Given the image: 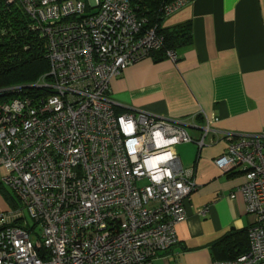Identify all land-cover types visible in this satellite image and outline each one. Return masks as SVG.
I'll return each instance as SVG.
<instances>
[{
  "label": "built area",
  "instance_id": "built-area-1",
  "mask_svg": "<svg viewBox=\"0 0 264 264\" xmlns=\"http://www.w3.org/2000/svg\"><path fill=\"white\" fill-rule=\"evenodd\" d=\"M16 1L44 38L49 67L34 90L0 89V183L19 202L0 207V264H153L177 244L195 189L175 147L201 149L217 118L205 116L194 139L185 120L117 111L110 81L163 43L143 30L132 0ZM166 57L177 60L172 50ZM221 139L213 162L245 176L229 197L240 193L253 221L248 250L214 264H264V131Z\"/></svg>",
  "mask_w": 264,
  "mask_h": 264
},
{
  "label": "crops",
  "instance_id": "crops-1",
  "mask_svg": "<svg viewBox=\"0 0 264 264\" xmlns=\"http://www.w3.org/2000/svg\"><path fill=\"white\" fill-rule=\"evenodd\" d=\"M163 22L167 27L189 22L191 43L176 49V61L150 55L127 66L110 81V95L120 111L185 120L194 139L205 116L217 118V133L205 137L201 149L195 143L175 147L183 168L192 172L195 189L185 201L186 219L176 225L177 244L153 260L214 264L229 252L218 253L212 244L246 231L253 221L242 195L229 197L245 176L223 172L213 161L225 148L221 133L264 131V0H190ZM12 203L0 196V204ZM204 207L207 213L200 215Z\"/></svg>",
  "mask_w": 264,
  "mask_h": 264
},
{
  "label": "trees",
  "instance_id": "trees-1",
  "mask_svg": "<svg viewBox=\"0 0 264 264\" xmlns=\"http://www.w3.org/2000/svg\"><path fill=\"white\" fill-rule=\"evenodd\" d=\"M173 1L132 0L136 16L144 20L143 30L155 28L156 34L163 39L162 46L150 54L156 61L165 58L167 51L175 52L178 47L189 45L192 40L189 22L171 27L164 25L166 16L162 9ZM45 54L46 42L34 29L33 20L16 0H0V89L21 86V94L34 90L29 85L48 71ZM5 97L1 95L0 100ZM8 199L15 202L13 195L8 196ZM212 249L218 253L229 252L220 260L235 258L248 250L247 230L224 236L212 244Z\"/></svg>",
  "mask_w": 264,
  "mask_h": 264
},
{
  "label": "rangeland",
  "instance_id": "rangeland-1",
  "mask_svg": "<svg viewBox=\"0 0 264 264\" xmlns=\"http://www.w3.org/2000/svg\"><path fill=\"white\" fill-rule=\"evenodd\" d=\"M11 87H14V86H11ZM11 87H4V88H10V89H8L7 91H9V93L6 95V96H9L12 92L11 91H13L14 89H12ZM4 88H2V89H4ZM1 175V174H0ZM1 185V184H0ZM2 186V187H1ZM0 186V190L2 191V193H0V196H3L4 198H6V197H8V196H10V195H12V192L7 188V187H5L4 185H1ZM4 186V187H3ZM2 194V195H1ZM13 207H11V208H17V207H19V202L16 200V203L14 202V203H12L11 204ZM7 205H2V204H0V207L2 208V209H7V207H6ZM6 207V208H5ZM27 221H28V223H29V226H31L32 225V221H31V219L27 216ZM36 232H37V229H36ZM35 239V236H32V240H34Z\"/></svg>",
  "mask_w": 264,
  "mask_h": 264
}]
</instances>
